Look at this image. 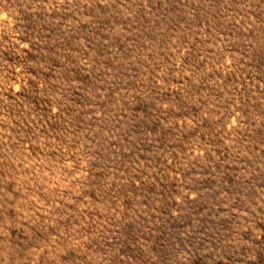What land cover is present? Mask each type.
Returning <instances> with one entry per match:
<instances>
[{
    "label": "rangeland",
    "instance_id": "rangeland-1",
    "mask_svg": "<svg viewBox=\"0 0 264 264\" xmlns=\"http://www.w3.org/2000/svg\"><path fill=\"white\" fill-rule=\"evenodd\" d=\"M0 264H264V0H0Z\"/></svg>",
    "mask_w": 264,
    "mask_h": 264
}]
</instances>
